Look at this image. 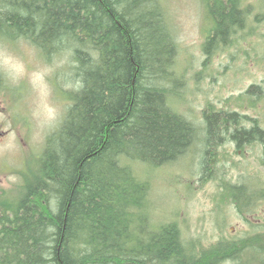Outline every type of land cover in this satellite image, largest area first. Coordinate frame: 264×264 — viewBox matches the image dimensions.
Returning a JSON list of instances; mask_svg holds the SVG:
<instances>
[{
    "label": "trees",
    "instance_id": "16d2710c",
    "mask_svg": "<svg viewBox=\"0 0 264 264\" xmlns=\"http://www.w3.org/2000/svg\"><path fill=\"white\" fill-rule=\"evenodd\" d=\"M198 1L210 22L205 57L244 30L251 35L243 0ZM259 18L264 12L252 21ZM0 39H24L44 60L65 55L71 68L70 87L57 90L63 119L45 138L35 173L14 197L0 195V264H251L264 257L262 234L203 250L183 242L176 223L149 215L150 183L132 163L152 171L202 143L201 174L213 179L228 159L219 149L227 143L235 151L260 147L264 167L257 120L207 103L200 140L195 122L177 110L178 46L163 0H0ZM260 88L244 94L246 103L260 99ZM254 180L222 187L238 215L264 201ZM255 248L260 256L246 259Z\"/></svg>",
    "mask_w": 264,
    "mask_h": 264
},
{
    "label": "rangeland",
    "instance_id": "374dc122",
    "mask_svg": "<svg viewBox=\"0 0 264 264\" xmlns=\"http://www.w3.org/2000/svg\"><path fill=\"white\" fill-rule=\"evenodd\" d=\"M163 2L178 46L175 70L181 75L182 89L176 108L195 122L198 139L204 137L202 111L207 103L217 111H238L263 127L264 18L252 21L257 13L264 12L263 0H243V6L252 13L248 19L251 35L244 30L229 47L218 49L210 57H205L201 48L210 22L199 1ZM70 69L65 55L44 60L24 39H0L1 196L14 197L22 179L35 173L45 138L63 119L65 102L57 90L60 84L66 90L70 87ZM252 86L261 87L260 99L253 106L246 103L250 98L244 95ZM201 144L174 164L152 171L132 163L133 170L150 183L148 212L152 220L176 223L183 242L203 250L224 239L238 240L253 234L264 237V201L253 214L241 216L223 198L229 192L222 191L223 186L243 184L252 178L264 188L261 148L242 147L236 152L234 146L222 145L220 153H227L228 159L213 170L216 173L212 172L210 179L201 174ZM251 256H260L258 248L245 253L246 259ZM261 258L251 264H264Z\"/></svg>",
    "mask_w": 264,
    "mask_h": 264
},
{
    "label": "bare ground",
    "instance_id": "6f19581e",
    "mask_svg": "<svg viewBox=\"0 0 264 264\" xmlns=\"http://www.w3.org/2000/svg\"><path fill=\"white\" fill-rule=\"evenodd\" d=\"M78 92V91H77ZM242 104V103H241ZM241 106V105H240Z\"/></svg>",
    "mask_w": 264,
    "mask_h": 264
}]
</instances>
